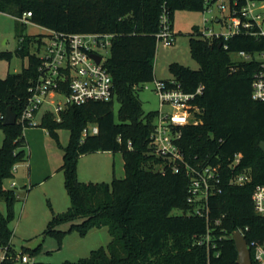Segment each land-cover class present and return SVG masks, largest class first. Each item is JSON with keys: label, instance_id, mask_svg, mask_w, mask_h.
<instances>
[{"label": "trees", "instance_id": "1", "mask_svg": "<svg viewBox=\"0 0 264 264\" xmlns=\"http://www.w3.org/2000/svg\"><path fill=\"white\" fill-rule=\"evenodd\" d=\"M205 2L0 0L3 12L21 16L30 11L29 20L48 29L113 34L105 64L114 79L115 99L70 105L61 112L60 121L48 112L40 125L56 138L62 129L70 131L69 143L61 145L60 170L71 205L67 211L54 214L46 230L62 238L65 231L58 227L64 223L81 234L107 227L112 237L107 248L93 249L88 258L74 264H238L239 252L232 237L235 231L243 230L248 242L264 241V217L256 213L252 200L254 188L264 181V151L260 147L264 140V101L252 97L258 64L236 62L232 57L236 51L263 49L264 41L258 39L262 37L237 34L228 40L207 38L197 29V36L190 38V52L199 68L174 62L170 65L173 78L164 80L187 92L203 86L195 100L201 108V122L184 126L179 144L190 161L195 156L210 158L213 163L220 161L225 169L222 192L210 198L209 223L194 213V204L188 200L190 179L186 171L175 172L169 160L155 152L152 134L157 111L146 113L138 95L142 84L156 80V34L164 7L173 25L177 10H205ZM41 35L35 42L43 44ZM30 43V39L22 38L23 45L18 48L20 55H28V66L20 73L0 77V126L5 132L0 148V198L7 204L6 213L0 210V246L5 252L0 264H16L18 256L12 247L11 227L18 194L3 182L13 176L17 163L26 160V141L21 122H3L9 106L21 115L31 95L29 88L39 76L41 59L30 53ZM0 58L11 59L12 53L0 52ZM115 101L120 105L117 116ZM93 126L98 132L84 135L85 129ZM97 151L121 152L125 177H115L111 183L81 181L79 158ZM236 153L244 156L239 170L252 174V181L245 185L228 183L229 162ZM175 209L183 213L176 215ZM207 234L218 243L216 249L208 250L198 243Z\"/></svg>", "mask_w": 264, "mask_h": 264}, {"label": "built area", "instance_id": "2", "mask_svg": "<svg viewBox=\"0 0 264 264\" xmlns=\"http://www.w3.org/2000/svg\"><path fill=\"white\" fill-rule=\"evenodd\" d=\"M205 1L207 8H210L216 0ZM219 6L223 12L229 10L231 23L224 31L205 29L202 32L203 37H224V40H228L237 34H250L262 37L258 39L264 41V0H229V4L221 2ZM1 12L3 11L0 10ZM31 16L32 13L28 11L15 18L28 23L31 22L29 20ZM205 21L208 22L209 19L206 18ZM217 21L222 22V19L217 18ZM46 29L47 42L39 44L36 41L34 47V54L41 59L38 67L39 76L30 86L29 101L21 115L17 117V122H21L24 129L41 125L43 117L41 119L37 117L45 104H53L54 109H46L43 116L50 112L60 121L61 112L70 105H81L89 101H111L116 97L114 79L105 64L106 58L96 50L101 44L110 45L113 34L64 33ZM156 36L157 42L161 40L165 46H172L175 43L176 34L170 12L166 7L162 10L160 29ZM102 38L105 42H101ZM7 43L8 39L5 44ZM225 47L228 48V45ZM94 54L102 56L100 62L94 58ZM234 54L238 56L233 58L236 62L254 61L258 64L252 80V97L256 101H264V48L236 51L232 53V57ZM155 83V90L160 99V109L156 114L152 134L155 152L169 160L175 172L182 169L186 171L190 179L188 200L194 204V213L206 217L209 223L210 198L222 192L226 180L225 169L220 161L213 163L210 158L198 159L195 156L194 161H190L179 144L183 127L201 122L198 117L201 108L195 100L202 93L203 86H199L194 92H187L180 85L169 86L164 80L156 79ZM89 131L97 133L98 127L85 129L84 135ZM119 140L121 141V138ZM128 144L131 147L132 142ZM243 157L242 153H236L230 159L229 184L245 185L252 181L250 171L239 170ZM252 200L256 213L264 217V181L254 188ZM237 231L245 236L243 230ZM198 243L205 245L208 250L218 247V243L210 239V234L200 239ZM248 246L252 253V264H264V241L253 239L248 242ZM215 254L219 255V251H215ZM18 258L24 262L30 261L26 254H20Z\"/></svg>", "mask_w": 264, "mask_h": 264}, {"label": "rangeland", "instance_id": "3", "mask_svg": "<svg viewBox=\"0 0 264 264\" xmlns=\"http://www.w3.org/2000/svg\"><path fill=\"white\" fill-rule=\"evenodd\" d=\"M221 2L229 4V0H216L210 8L196 11L180 9L174 14L173 29L176 34L174 45L165 46L163 41L158 42L154 60L155 76L158 80L173 77L170 65L178 62L193 69L199 68V63L191 56L190 38L197 36V29L224 31L231 23L229 10L223 12ZM207 7V6H206ZM17 14L0 13V52L12 53V58H0V77L5 78L10 73H20L28 66V55L18 53L22 38L31 40L28 50L34 53L35 40L38 35L47 42V29L33 22L22 23L15 17ZM209 21L206 22L205 19ZM221 18L222 22H218ZM8 43L4 44V40ZM101 42H105L102 38ZM96 50L107 58L111 45L96 47ZM233 58H238L234 54ZM155 81L140 86L138 95L143 103L144 111H158L160 99L155 90ZM55 99V98H53ZM58 99V98H57ZM64 99V98H63ZM119 102L115 101L117 116ZM46 109H54L53 104H45L38 115L43 117ZM1 123V121H0ZM26 160L15 165L14 174L4 180L6 188L17 191L18 199L15 203V217L11 222L14 231L12 247L20 255L26 254L30 261L24 262L18 258L16 264H74L90 256L93 249L107 248L112 237L107 227L94 228L87 234H81L76 228L70 229L69 223H64L58 229L64 230L62 238L46 230L48 222L54 214L67 211L71 200L65 186V176L60 170L63 164V148L70 140V131L62 129L58 138L51 135L42 126H31L24 129ZM5 137L3 127L0 126V148ZM78 177L83 182H107L123 178L126 175L124 158L121 152L97 151L87 153L79 158ZM0 210L7 212L6 201L0 198ZM174 214L183 211L175 209ZM35 250L34 253H31ZM4 250L0 246V263Z\"/></svg>", "mask_w": 264, "mask_h": 264}, {"label": "water", "instance_id": "4", "mask_svg": "<svg viewBox=\"0 0 264 264\" xmlns=\"http://www.w3.org/2000/svg\"><path fill=\"white\" fill-rule=\"evenodd\" d=\"M6 43V39L4 40V44ZM94 58L100 62L102 56L99 54H94ZM17 113L13 110L12 106L7 108L6 116L4 119V125H14L17 122ZM261 149L264 151V140L260 143ZM233 239L235 240L239 258L238 264H252V253L248 246V242L245 236L240 231H235L232 235Z\"/></svg>", "mask_w": 264, "mask_h": 264}, {"label": "crops", "instance_id": "5", "mask_svg": "<svg viewBox=\"0 0 264 264\" xmlns=\"http://www.w3.org/2000/svg\"><path fill=\"white\" fill-rule=\"evenodd\" d=\"M173 26H174V24H173ZM45 28V27H44ZM46 29V28H45ZM173 78V77H172ZM172 78H169V79H172ZM2 211V210H1ZM3 212V211H2Z\"/></svg>", "mask_w": 264, "mask_h": 264}]
</instances>
